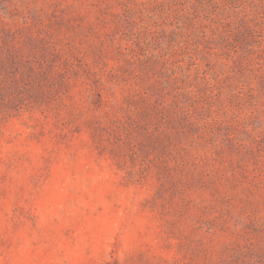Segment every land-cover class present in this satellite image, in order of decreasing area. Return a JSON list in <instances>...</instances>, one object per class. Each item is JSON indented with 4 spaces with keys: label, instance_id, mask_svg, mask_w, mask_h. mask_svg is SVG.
Returning a JSON list of instances; mask_svg holds the SVG:
<instances>
[{
    "label": "rangeland",
    "instance_id": "374dc122",
    "mask_svg": "<svg viewBox=\"0 0 264 264\" xmlns=\"http://www.w3.org/2000/svg\"><path fill=\"white\" fill-rule=\"evenodd\" d=\"M0 264H264V0H0Z\"/></svg>",
    "mask_w": 264,
    "mask_h": 264
}]
</instances>
